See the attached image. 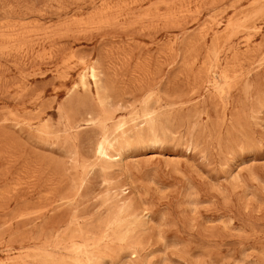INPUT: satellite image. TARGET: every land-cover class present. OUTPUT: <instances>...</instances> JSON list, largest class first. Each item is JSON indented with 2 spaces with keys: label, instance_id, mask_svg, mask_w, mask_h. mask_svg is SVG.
Segmentation results:
<instances>
[{
  "label": "rangeland",
  "instance_id": "obj_1",
  "mask_svg": "<svg viewBox=\"0 0 264 264\" xmlns=\"http://www.w3.org/2000/svg\"><path fill=\"white\" fill-rule=\"evenodd\" d=\"M0 264H264V0H0Z\"/></svg>",
  "mask_w": 264,
  "mask_h": 264
}]
</instances>
